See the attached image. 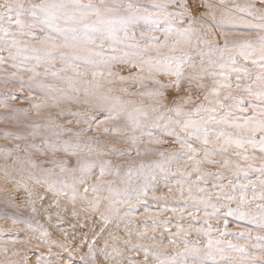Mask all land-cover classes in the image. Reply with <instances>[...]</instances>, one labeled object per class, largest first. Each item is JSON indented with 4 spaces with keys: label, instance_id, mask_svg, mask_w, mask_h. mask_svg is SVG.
Listing matches in <instances>:
<instances>
[{
    "label": "snow or ice",
    "instance_id": "obj_1",
    "mask_svg": "<svg viewBox=\"0 0 264 264\" xmlns=\"http://www.w3.org/2000/svg\"><path fill=\"white\" fill-rule=\"evenodd\" d=\"M0 125V264H264V0H0Z\"/></svg>",
    "mask_w": 264,
    "mask_h": 264
},
{
    "label": "rangeland",
    "instance_id": "obj_2",
    "mask_svg": "<svg viewBox=\"0 0 264 264\" xmlns=\"http://www.w3.org/2000/svg\"><path fill=\"white\" fill-rule=\"evenodd\" d=\"M16 106H18V107H29L28 104H22V103H17ZM0 128H3V125H0ZM4 143H6V142L0 140V144H4ZM159 192L161 194L166 193V190L163 188L162 185H161V188L159 189ZM5 196L13 197L14 200H15V203L20 205L21 210H23L26 207L25 200L27 199V193H25L22 188L18 192L15 191V188H14V186L12 184L7 183L3 179H0V199H3ZM161 203H165V202L162 201ZM166 203L172 204V203H175V202L172 201V200H169ZM150 207L155 208L156 205L153 204V205H150ZM24 215H25V217H27L28 215H30V213L25 212ZM163 215L165 217L171 216L174 222L177 220V217L172 216V213H170V212L169 213H164ZM184 223L187 224V217L185 218ZM194 223H203V221L202 220L201 221H194ZM220 223L223 224V221H221ZM228 227L232 231L239 230V229L236 228V225L232 221L231 218H229ZM0 228L6 229V231H0V248H3L5 246H9V245H12V244H22L24 242V238H25L26 233L22 230V228H13V226H12L10 221L9 222H5V221H2V220H0ZM173 231H175V228H173ZM191 239L195 240L196 237L192 236ZM11 250L12 249H10V251ZM0 256H2V253H0Z\"/></svg>",
    "mask_w": 264,
    "mask_h": 264
},
{
    "label": "bare ground",
    "instance_id": "obj_3",
    "mask_svg": "<svg viewBox=\"0 0 264 264\" xmlns=\"http://www.w3.org/2000/svg\"><path fill=\"white\" fill-rule=\"evenodd\" d=\"M7 193V192H6ZM4 195V194H3Z\"/></svg>",
    "mask_w": 264,
    "mask_h": 264
}]
</instances>
